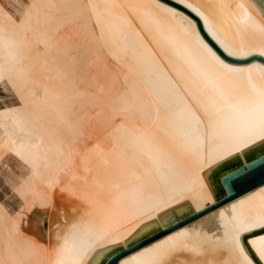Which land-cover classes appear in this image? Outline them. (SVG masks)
Wrapping results in <instances>:
<instances>
[{"label":"bare ground","instance_id":"1","mask_svg":"<svg viewBox=\"0 0 264 264\" xmlns=\"http://www.w3.org/2000/svg\"><path fill=\"white\" fill-rule=\"evenodd\" d=\"M171 1L228 58L260 59L221 57L161 0H0V83L20 101L0 108V160L29 169L26 214L0 205V264H88L169 210L198 213L215 204L202 173L264 140V16ZM245 234L264 264V184L118 264H257Z\"/></svg>","mask_w":264,"mask_h":264},{"label":"water","instance_id":"2","mask_svg":"<svg viewBox=\"0 0 264 264\" xmlns=\"http://www.w3.org/2000/svg\"><path fill=\"white\" fill-rule=\"evenodd\" d=\"M175 8L183 11L190 16L195 22L198 31L205 41L223 58L233 62H248L254 58L260 59L259 56H253L249 60H236L228 58L216 45V43L205 32L201 20L192 12L183 6L171 1L161 0ZM264 16V0H251ZM243 160L241 161L238 154L222 161L202 173L207 187L215 201V204L195 213L188 203L177 208L169 210L158 216V220L163 228H160L155 220L142 225L129 239L124 242L125 247L121 244L110 246L105 249L96 251L88 264H118V262L130 254L144 248L162 237L196 221L204 215L215 211L226 204L233 202L264 184V140L260 143L241 152ZM227 173H236L237 179L230 185L223 183L222 177ZM250 234L242 237V242L246 249L256 261L246 244Z\"/></svg>","mask_w":264,"mask_h":264},{"label":"rangeland","instance_id":"3","mask_svg":"<svg viewBox=\"0 0 264 264\" xmlns=\"http://www.w3.org/2000/svg\"><path fill=\"white\" fill-rule=\"evenodd\" d=\"M6 3L9 5H5V8H7L9 11H14V8L18 6L15 0H5ZM15 1V2H14ZM12 5V7H11ZM16 107L20 106V101L18 100L17 96L14 94V92L10 89V87L5 83H0V108L2 107ZM241 161L243 160L242 157H240ZM28 167L26 164L22 163L20 160L16 159V157L12 154H6L3 158L0 160V205L5 208L6 213L8 215H13L16 212H20L22 208V200L20 199L18 195V182L24 178L27 175ZM23 212L26 214L25 210L23 209L21 213ZM24 215V214H23ZM29 216V215H28ZM23 220L25 221V217L22 216ZM43 219L46 221L48 219L47 214L43 216ZM31 220V222H29ZM36 218H31L29 216L28 224H24L25 228H33L31 229L32 235L37 239L40 237V241L44 242L47 239V233L44 228L42 230L39 229V225ZM44 222V221H43ZM35 223V224H34ZM35 225V227H34ZM21 226L22 222H21ZM37 226V227H36ZM161 228V227H160ZM35 229V230H34ZM39 229V230H38ZM45 231V232H41ZM41 235H40V233ZM35 235H34V234ZM40 235V236H39ZM43 238V239H42Z\"/></svg>","mask_w":264,"mask_h":264},{"label":"snow or ice","instance_id":"4","mask_svg":"<svg viewBox=\"0 0 264 264\" xmlns=\"http://www.w3.org/2000/svg\"><path fill=\"white\" fill-rule=\"evenodd\" d=\"M236 179V173H227L222 177L223 183L228 186H230Z\"/></svg>","mask_w":264,"mask_h":264}]
</instances>
